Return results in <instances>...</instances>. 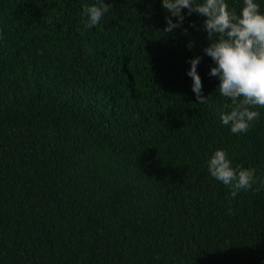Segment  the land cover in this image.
<instances>
[{"label": "trees", "instance_id": "obj_1", "mask_svg": "<svg viewBox=\"0 0 264 264\" xmlns=\"http://www.w3.org/2000/svg\"><path fill=\"white\" fill-rule=\"evenodd\" d=\"M99 2L0 0V264H264V108L222 123L206 17L165 34L162 0H103L88 28ZM218 149L250 189L210 175Z\"/></svg>", "mask_w": 264, "mask_h": 264}, {"label": "clouds", "instance_id": "obj_2", "mask_svg": "<svg viewBox=\"0 0 264 264\" xmlns=\"http://www.w3.org/2000/svg\"><path fill=\"white\" fill-rule=\"evenodd\" d=\"M167 10V23L163 32L172 33L181 27L188 14L195 12L206 19L203 30L207 32L209 45L204 53L211 57L215 66L209 75L219 79L216 91L231 101L221 112V121L230 126L234 134L246 133L251 122L260 118L259 108H264V12L255 0H243L239 14L230 10L226 0H162ZM110 5L103 0L83 6L87 17L86 27L99 24L109 12ZM172 17H176L174 22ZM186 32V29H185ZM201 57L192 58L187 75L192 78V91L199 104L208 102L203 95L202 79L197 72ZM208 171L216 180L231 188L233 197L241 190L252 187L255 169H234L226 151L216 150L207 161Z\"/></svg>", "mask_w": 264, "mask_h": 264}]
</instances>
